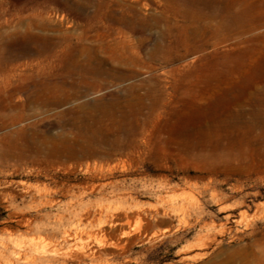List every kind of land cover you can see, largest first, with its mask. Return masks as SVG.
Segmentation results:
<instances>
[{
	"label": "rangeland",
	"instance_id": "obj_1",
	"mask_svg": "<svg viewBox=\"0 0 264 264\" xmlns=\"http://www.w3.org/2000/svg\"><path fill=\"white\" fill-rule=\"evenodd\" d=\"M159 2L0 0V264H35L55 239L30 224L66 205L97 253L77 264L264 262V40L243 20L194 54L196 13Z\"/></svg>",
	"mask_w": 264,
	"mask_h": 264
},
{
	"label": "bare ground",
	"instance_id": "obj_2",
	"mask_svg": "<svg viewBox=\"0 0 264 264\" xmlns=\"http://www.w3.org/2000/svg\"><path fill=\"white\" fill-rule=\"evenodd\" d=\"M152 1L160 4V0ZM235 1L237 0H233L232 4L226 5L225 8L222 9L219 6L220 4H216L217 1L215 2V0H168L171 9L178 13L181 12L178 11V6L184 5L182 8L184 9L183 13L185 18H189L192 12L196 13L197 19H193L196 28L191 34L186 36L188 39L187 42L191 45L190 49L192 48L191 51L194 54L212 51L209 53L211 55L221 46H231L230 43L235 39L234 36L237 30L242 27L241 23L243 20H245V32L253 36L251 37V42H253L255 46L260 43V41L264 40V0H240V2H243L245 8V13L241 16H238L234 11L233 3H235ZM128 2L138 4L140 0H113L115 7L121 11L129 7L127 4ZM110 20L112 29L114 26L124 27L130 25L123 16H112ZM72 25L77 27L76 23H72ZM115 31L118 35L125 37L121 29L117 28ZM15 32L14 36H18V31ZM14 36H11V38ZM79 41L83 40L80 39ZM201 41L206 42L205 47H207V49L199 46ZM257 50L258 49L255 48L253 52ZM89 53V50L85 49L82 51L81 56L84 57L85 54L89 55ZM91 60L97 63V65H102V63L96 60ZM165 60H167V58ZM76 62L80 64V60ZM132 65L133 64H121L122 67H130ZM23 67L28 68L31 67V65L27 64ZM262 80L264 82L263 78ZM20 93L23 92L21 91ZM2 104L4 103L0 100V110L6 108ZM71 167L74 168L75 165ZM89 169L88 166V170ZM41 203L45 210L53 209L55 200L53 196L45 195L41 197ZM80 218L82 219V216L77 213V210L74 209L72 205H66L62 210L57 211L53 220L50 216H47L39 222L33 221V224H30L32 231L39 235L48 234L52 239H55V243L53 245H47L46 241L41 237L38 240H33L27 249L25 257H30L35 264H77L82 262L83 258H95L97 255L96 250L88 247L84 248L78 240V229H75V227L73 228ZM227 219L229 223L239 222L236 220V217L232 215H229ZM63 244L66 247L68 246V248L58 249L60 245ZM21 260V258L12 260L11 263L19 264ZM261 264H264V262Z\"/></svg>",
	"mask_w": 264,
	"mask_h": 264
}]
</instances>
